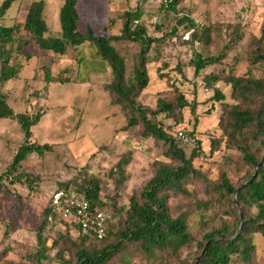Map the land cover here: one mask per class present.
<instances>
[{
    "label": "trees",
    "instance_id": "1",
    "mask_svg": "<svg viewBox=\"0 0 264 264\" xmlns=\"http://www.w3.org/2000/svg\"><path fill=\"white\" fill-rule=\"evenodd\" d=\"M15 1L3 0L0 18ZM142 2L150 3L152 0ZM182 2L169 0L167 5L160 4L156 10L147 13L150 16L147 15L148 19L144 18L147 11L141 6L126 11L122 15L119 33L110 31L115 23L113 17L105 27L107 34H96L90 25L82 33L78 28V0H65L60 9L61 37L49 34L44 0L30 3L23 23L0 26V119L16 120L24 136L4 176L12 180V175L30 192L38 191L41 177L26 172L22 164L31 154L44 157L52 149V145L32 139V127L40 120L42 111L17 112L11 106L5 90L9 81L21 78L25 65L20 61V56L28 60L32 58L31 53H24V49L32 43L51 53L53 62L64 59L69 47L75 51L85 45L96 49L112 71V79L104 88L111 102L119 106L125 116L123 129L140 127L139 135L153 139L162 154L161 159L153 161L152 176L130 195L126 205H121L118 199L128 178L124 171L131 160L130 152L123 154L105 177L93 173L86 166L75 177L58 184L56 190L63 189L85 196L93 209H111L117 223L108 227L104 238L89 239L84 236L79 242H74L69 233H58L49 245V237L45 235L47 225L51 223L54 226L59 222L50 198L43 209V220L35 230L34 250L18 262L4 261L8 251L0 250V264H44L51 250L56 252V258L63 264H109L127 250L150 253L154 249L165 251L169 261L177 264H255L258 235L264 243V77L232 73L206 74L203 77L206 88L214 91L211 100L221 104L218 123L221 132L211 137L210 151L215 153L223 146L226 159L234 160L247 169L244 179L237 184L225 172L216 180H211L195 167L194 159L206 154V151L193 133L187 136L193 137L196 146L188 156L163 128L157 115L166 114L182 122L185 108L191 106L183 91L175 87L170 78L168 83L174 87L171 100L159 99L155 110L137 102L150 81L147 67L149 60H153L149 57L150 50L154 49L158 56L161 47L173 39L191 48L198 44L204 50H210L220 45L226 32L228 39L223 46L225 49L242 37L241 25L230 22L206 24L196 19L191 11L179 9ZM154 15L157 16L154 21L156 29L162 32V37L148 34L143 24ZM186 33L187 39L184 38ZM194 56L190 62L197 74L220 61V55L203 56L195 51ZM248 59L252 65L264 64V38H252ZM45 70L43 80L46 83L69 81L68 78L53 76L47 67ZM164 76L168 77L161 74V77ZM219 83L229 86V100H226ZM44 90L34 89L30 93L31 98L42 96V93L47 96V89ZM106 177L113 179L115 193L108 195L104 201L102 192L108 186ZM195 177L201 179L205 191L213 199L212 203L217 208L225 206L232 209L229 217L234 218L231 225L225 218H220L217 225L209 222L208 229L200 235V239L188 230L186 221L172 215L169 206L172 193H188V186ZM50 216L52 221L49 220ZM216 217L218 213L215 212L213 219ZM5 234L7 236L8 231ZM183 251L188 254L181 259Z\"/></svg>",
    "mask_w": 264,
    "mask_h": 264
},
{
    "label": "rangeland",
    "instance_id": "2",
    "mask_svg": "<svg viewBox=\"0 0 264 264\" xmlns=\"http://www.w3.org/2000/svg\"><path fill=\"white\" fill-rule=\"evenodd\" d=\"M32 1L16 0L0 18V26L23 23ZM44 1L49 34L60 37V8L65 0ZM101 1L104 7L110 10L103 22L108 25L111 17L115 21L110 29L112 33H119L122 28L124 12L141 6L144 11H147L144 18L148 19L147 13L152 12L153 9L156 10L160 5L157 1L150 3L142 2V0ZM2 2L3 0H0V5ZM180 8L191 11L196 19L206 24L229 22L239 24L242 26V37L236 44L225 49L223 46L228 39L226 32L223 34L220 45L210 50H204L198 44L191 48L180 44L175 39L163 45L158 56L154 49L150 50L149 57L153 58L147 65L150 81L138 96L137 102L150 110H155L159 99L171 100L174 96V87L168 83L170 78L175 87L183 91L191 106L185 108L182 122L175 121L166 114L157 115L163 128L176 139L188 156L196 146L193 137L187 136L188 133H193L195 138L200 139L206 151V154H201L194 159L195 167L211 180H216L225 172L231 181L237 184L244 179L247 169L234 160L226 159L223 156V146L215 153L210 151L211 137L221 132L218 125L221 104L211 100L214 91L206 88L203 77L206 74L215 73L264 77V64L252 65L248 59L252 38H264V0H183ZM156 17L154 15L152 20H145L143 24L146 25L148 34L153 37H162V32L156 29L154 22ZM184 38H188V33ZM195 51L202 53L203 56L220 55V61L197 74L190 62L195 58ZM24 53L32 55L30 60L23 55L20 56V61L26 67L24 79H19L14 84L11 83L15 80L9 81L5 85V90L11 89L9 102L16 111L30 113L42 111L40 120L32 127V139L41 144L48 143L52 145V149L47 151L44 157L33 153L23 162L22 167L26 172L41 177L39 190L30 192L25 184L15 180L12 175L13 181L4 176L24 136L16 120L0 119V250L8 251L4 261L16 262L22 260L29 251L34 250L35 230L43 220V209L60 182L75 177L86 166L93 173L105 177L121 156L130 152L131 160L124 171L128 178L120 190L118 199L121 205H126L130 195L141 188L152 176L153 161L162 158L155 141L139 135L140 127L123 129L126 123L125 116L121 108L111 102L104 88L105 84L110 83L112 79L109 66L108 73L94 74L89 80L85 74H79L80 61L73 57L71 48L66 58L55 62L52 61L51 53L48 54L39 49L35 43L26 47ZM155 57L157 60H154ZM45 67L50 69L53 76L68 78L69 81L44 82ZM161 74H167L168 77H161ZM218 85L225 93L226 100H229V86L224 83ZM45 88L46 93L50 95L49 99L47 103H40L35 108L33 104L36 99L47 98L44 96L45 93L33 100L28 98L31 103H27L28 100L16 101L14 98L21 92L24 93L23 96L28 97L34 89L44 92ZM232 157L234 159L235 156ZM107 181L108 186L102 192L104 201L108 195L115 193L113 179L107 178ZM211 198L205 191L201 179L195 177L188 186V193L174 192L169 201L172 215L186 221L188 230L199 237L198 239L208 229L209 222L217 225L220 218H225L228 225H231L234 219L232 216L229 217L232 209L225 206L217 208ZM105 209L113 215L114 223L110 226L116 225L117 219L111 209ZM215 212L218 213V217L213 219ZM7 231L8 235L5 236ZM58 233H69L74 242H79L84 237L68 223L59 221L54 226L50 223L45 231V235L49 237V245ZM256 243L255 264H264V243L259 235ZM49 254L44 264H63L56 258L54 250L49 251ZM187 254V251H183L181 259ZM109 264L177 263L170 262L165 251L154 249L150 253L127 250Z\"/></svg>",
    "mask_w": 264,
    "mask_h": 264
},
{
    "label": "built area",
    "instance_id": "3",
    "mask_svg": "<svg viewBox=\"0 0 264 264\" xmlns=\"http://www.w3.org/2000/svg\"><path fill=\"white\" fill-rule=\"evenodd\" d=\"M167 5L169 0H152ZM51 204L58 214V220L75 227L79 233L89 239H102L108 227L114 223L113 215L106 209H93L85 196L56 190L51 197ZM52 221V216L49 217Z\"/></svg>",
    "mask_w": 264,
    "mask_h": 264
},
{
    "label": "crops",
    "instance_id": "4",
    "mask_svg": "<svg viewBox=\"0 0 264 264\" xmlns=\"http://www.w3.org/2000/svg\"><path fill=\"white\" fill-rule=\"evenodd\" d=\"M77 8L80 14L78 28L82 33L86 31V27L88 25H90L93 28L96 34H103L104 32H106L105 27L107 26V24H105L103 20L106 18V15L110 12V10L104 7L101 0H78ZM45 15H46V10H45ZM70 48L71 47H69L68 49L67 55L70 51ZM71 50L73 49L71 48ZM73 57L78 58L80 61L81 67H79V74L80 75L85 74L89 80L93 78L94 74L108 73L110 71L108 64L98 55L96 49H94L89 45L82 46L77 51L73 50ZM25 68L21 72V78H19L21 80L24 79L23 75ZM31 78H33V76ZM19 79L12 81L11 84H14ZM6 91L8 92L9 96H11V89L9 88ZM23 94L24 93L21 92L20 95H15L14 98L16 99V101L19 99L20 101L23 102V101H27L28 98L31 99V94H29L28 97H25V95L23 96ZM49 96H50L49 93H47V98L45 100L42 99V97L38 98L39 102L38 99H36V102L35 103L33 102L34 103L33 107L34 108L37 107L38 105H40V103L44 104L43 102L47 103ZM27 103H31V101L28 100Z\"/></svg>",
    "mask_w": 264,
    "mask_h": 264
}]
</instances>
